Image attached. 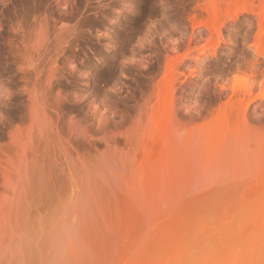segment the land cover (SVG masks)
Masks as SVG:
<instances>
[{"label": "rangeland", "instance_id": "obj_1", "mask_svg": "<svg viewBox=\"0 0 264 264\" xmlns=\"http://www.w3.org/2000/svg\"><path fill=\"white\" fill-rule=\"evenodd\" d=\"M256 49L264 0H0V264H264Z\"/></svg>", "mask_w": 264, "mask_h": 264}, {"label": "bare ground", "instance_id": "obj_2", "mask_svg": "<svg viewBox=\"0 0 264 264\" xmlns=\"http://www.w3.org/2000/svg\"><path fill=\"white\" fill-rule=\"evenodd\" d=\"M217 12H218V11H217ZM217 12H215V15H214V13H212V14H213V18H212V19H214V20H218L217 18H219L220 16H218L219 13L217 14ZM214 20H211V21L214 22ZM209 21H210V19H209ZM239 21H240V16L236 15L235 17L231 18V19H230V22H228V23H238ZM258 21H259V24L261 25L262 22H263V19H262L261 16H259ZM215 22H216V21H215ZM246 22H249V20H247ZM210 24H211V23H210ZM215 24H216V23H215ZM207 25H209V24H207ZM228 25H229V24H228ZM209 26H210V25H209ZM259 27H260V26H259ZM211 28H212V27H211ZM195 31H196V30H195ZM192 32H193V31H191V33H192ZM193 34H194V33H193ZM254 45H255V44H254ZM251 48H254V47H251ZM256 48H257V47H256ZM252 51H253V50H252ZM255 51H256V54H257L258 56H260V57L263 59V61H264V52H261V54H260V53H259V52H260V49H258V50L256 49ZM218 52H219V51H218ZM253 52H254V51H253ZM213 57H214V56H213ZM254 57H255V56H254ZM258 60H259V59H258ZM252 61H253V60H252ZM253 62H254V61H253ZM261 62H262V61H261ZM255 63H256V62H255ZM253 64H254V63H253ZM256 64H257V63H256ZM256 64H255V66H256ZM262 64H263V62H262ZM195 65H196V64H195ZM250 66H251V65H250ZM250 66H249V67H250ZM253 66H254V65H253ZM198 67H199V66H198ZM251 67H252V66H251ZM256 67H257V66H256ZM193 68H194V67H193ZM250 69H251V68H250ZM253 69H254V68H253ZM253 69H252V70H253ZM193 70H194V69H193ZM195 70H196V69H195ZM255 70H256V69H255ZM254 75H255V74H254ZM252 76H253V75H252ZM254 77H255V76H254ZM247 88H248V87H247ZM247 88H245V89H247ZM247 91L249 92V90H247ZM247 91H246V90L242 91V92H246V97H247V96H250V95L253 93V91L250 90V91H252V93H251L250 95H249V94L247 95V93H248ZM233 92H234V91H233ZM235 94H236V92H235ZM263 94H264V93H263ZM242 95H243V93H242ZM244 95H245V94H244ZM244 95H243V96H244ZM234 96H235V95H234ZM240 96H241V95H240ZM250 97H251V96H250ZM250 97H249V98H250ZM240 98H241V97H240ZM245 99H246V98H245ZM247 99H248V98H247ZM250 99H251V98H250ZM250 99H249V100H250ZM239 100H240L241 103H242V98L239 99ZM229 101H230V100H229ZM237 102H238V101H236V103H237ZM241 103L239 102V103H238L239 105H238V104H237V105L240 106ZM242 108H243V107H242ZM240 110H242V109L240 108ZM238 113H239V112H238ZM243 113H244V112H243ZM239 114H240V113H239ZM239 116H240V115H239ZM239 116H238V117H239ZM243 116H244V115H243ZM240 118H241V117H240ZM242 118H244V117H242ZM34 119H35V118H34ZM242 120H243V119H242ZM37 121H38V119H37ZM33 123H34V121H33ZM38 124H39V123H38ZM31 125H32V123H31ZM36 125H37V124H36ZM34 127H35V126H34ZM37 128H39V127H37ZM41 128H42V127H41ZM31 129H32V127H31ZM39 129H40V128H39ZM39 129H38V130H39ZM170 129H172V128H170ZM27 131H28V129H27ZM31 131H32V130H31ZM168 131H169V130H168ZM178 131H179V130H178ZM25 132H26V131H25ZM28 132L30 133V129H29ZM41 132H42V131H41ZM38 133H39V132H38ZM175 133H176V132H175ZM175 133H174V134H175ZM179 133H180V132H179ZM179 133H178V134H179ZM18 135H19V134H18ZM22 135H25V134L22 133ZM24 137H25V136H24ZM14 138H15V137H14ZM35 138H36V137H35ZM24 139H26V138H24ZM29 140H30V138H29ZM22 141H23V140H22ZM22 141H20V139H19V142H22ZM17 142H18V141L15 140L14 143H15V146H17V147L19 148V151H18V150H17L18 148L16 147V150H17L18 153H19L23 148H24V149L26 148V145H25L26 143L24 144V142H22V143L24 144V146H21V144L18 142L19 145H20V146H19V145H16V144H18ZM27 142H28V141H27ZM14 143H13V144H14ZM29 145H30V144H29ZM31 145H32V144H31ZM20 147H22V148L20 149ZM31 147H32V146H31ZM24 149H23V150H24ZM29 149H30V148H29ZM23 150H22V151H23ZM22 151H21V152H22ZM26 151H27V150H26ZM16 153H17V152H16ZM22 153L26 154V153H25V150H24ZM22 153H21V154H22ZM27 154H28V153H27ZM19 155H20V154H18L17 156H19ZM23 156L25 157V155H22V159H21V160L24 159ZM35 156H36V155H35ZM20 157H21V156H20ZM20 157H18V158H20ZM25 158H26V157H25ZM34 158H36V157H34ZM27 159H28V158H27ZM16 161H17V160H16ZM12 162H13V161H12ZM27 162H28V160H27ZM27 162H26V163H27ZM35 162H36V161H35ZM7 163H8L7 165H10V164H11V162H10V164H9V161H8ZM17 163H18V161H17ZM12 164H13V163H12ZM18 164H19V163H18ZM22 164H23V162H22ZM30 164H31V163H30ZM16 165H17V164H16ZM205 165H206V164H205ZM205 165H204L203 168H205ZM14 166H15V165H14ZM14 166H13L12 168H15ZM26 166H27V165H26ZM211 166H212V165H211ZM211 166H209V167H211ZM9 167H10V166H9ZM22 167H23V166H22ZM209 167L207 166L206 168L208 169ZM26 169H27V168H26ZM17 170H18V167H17ZM12 172H13V171H12ZM36 172H37V171H36ZM15 174H16V172H15ZM21 174H23V173H21ZM23 175H24V174H23ZM18 176H19V174H18ZM34 176H35V175H34ZM9 177H10V176H9ZM8 179H9V178H8ZM10 179H11V178H10ZM18 179H19V178H18ZM20 179H21V177H20ZM20 179H19V180H20ZM4 181H5V180H4ZM11 181H12V180H11ZM6 182L8 183V180H7V179H6ZM19 182H20V181H19ZM12 183H13V181H12ZM13 184H14V183H13ZM13 184H12V187H13ZM17 184H18V183H17ZM19 184H20V183H19ZM9 185H10V184H9ZM15 185H16V184H15ZM7 187H8V186H7ZM12 187H11V188H12ZM16 187H17V185H16ZM13 188H14V187H13ZM15 190H16V189H15ZM10 191H11V190H10ZM16 191H17V190H16ZM16 191H15V192H16ZM11 198H12V197H11ZM19 237H20V236H19ZM25 237H26V236H25ZM26 238H27V237H26ZM31 239H34V238H31ZM18 241H19V240H18ZM28 241H29V237H28ZM30 241H31V240H30ZM16 242H17V240H16ZM28 243H29V242H28ZM33 243H34V242H33ZM36 243H37V242H36ZM2 244H3V243H2ZM18 244H20V243L18 242ZM24 244H26V243L24 242ZM24 244H23V245H24ZM16 245H17V244H16ZM28 245H29V244H28ZM32 245H33V244H32ZM6 246H7V245H5V248H6ZM9 246H10V244H9ZM29 246H30V245H29ZM17 247H18V246H17ZM26 247H27V244H26ZM0 249H1V248H0ZM7 249H8V247L6 248V250H7ZM23 249H24V248H23ZM1 251L3 252V250H1ZM1 251H0V252H1ZM8 251H9V250H8ZM8 251H7V252H8ZM4 252H5V250H4ZM28 252H29V251H28ZM9 253H10V252H9ZM20 253H21V252H20ZM20 255H21V254H20ZM18 257H19V256H18ZM18 257H17V258H18ZM25 259H26V258H25ZM3 260H4V259H3ZM3 260H2V261H3ZM8 260H9V258H8ZM19 260H20V258H19ZM19 260H18V261H19ZM26 260H27V259H26ZM5 262H6V260H5ZM7 262H8V261H7Z\"/></svg>", "mask_w": 264, "mask_h": 264}]
</instances>
